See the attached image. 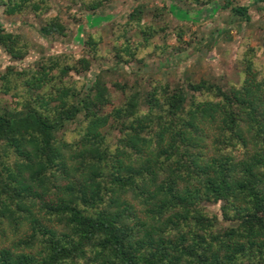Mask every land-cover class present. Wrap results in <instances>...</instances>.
Here are the masks:
<instances>
[{
	"label": "trees",
	"instance_id": "16d2710c",
	"mask_svg": "<svg viewBox=\"0 0 264 264\" xmlns=\"http://www.w3.org/2000/svg\"><path fill=\"white\" fill-rule=\"evenodd\" d=\"M54 1L0 0V8L39 18ZM60 1L90 14L108 2ZM169 1L205 8L216 0ZM230 11L250 21L247 7ZM143 16L137 6L112 30L117 65L142 63L148 48L167 55V25ZM39 32L67 36L59 16L45 18ZM100 43L89 35L78 59L44 56L0 72V97L11 98L0 104V264H264V74L256 49L244 50L238 86L155 82L142 96L113 82L124 101L107 111L103 79L86 85L73 77L101 61ZM0 48L13 61L29 51L2 27ZM79 119L74 139L58 136ZM216 204L221 219L206 208Z\"/></svg>",
	"mask_w": 264,
	"mask_h": 264
},
{
	"label": "rangeland",
	"instance_id": "374dc122",
	"mask_svg": "<svg viewBox=\"0 0 264 264\" xmlns=\"http://www.w3.org/2000/svg\"><path fill=\"white\" fill-rule=\"evenodd\" d=\"M227 0H216L209 7H186L169 0H108L95 14L78 11V7L55 0L46 16L33 15L7 17L0 8V27L7 33L20 35L29 45L27 56L13 61L0 48V72L6 67L27 68L44 56H83L84 42L89 35L100 37L99 55L101 61L93 63L90 70L80 77L81 83L91 84L100 76L112 97L110 111L124 101V95L112 88L111 83L127 85L132 91L139 90L142 96L150 90L151 84L160 82L172 88L186 87L188 83L210 80L225 90L238 86L244 79L242 57L246 46L256 49L255 67L264 74V0H229L232 6L248 8L249 22L233 19L230 8L223 9ZM69 6V7H68ZM137 6L143 7L144 21L156 28L167 25V55H154L152 48L141 52L142 63L128 66L117 65L110 55L113 45L112 30L127 20ZM166 7L163 15L153 19L156 9ZM59 16L67 28L66 37H43L39 30L45 18ZM76 19L77 21H74ZM182 31L177 39L176 31ZM137 41V33H131ZM153 45H161L156 37ZM178 49V50H177ZM10 104L9 96H1L0 104ZM82 128V120L68 124L58 134L67 140L74 139ZM207 210L221 219L220 204L207 205Z\"/></svg>",
	"mask_w": 264,
	"mask_h": 264
}]
</instances>
